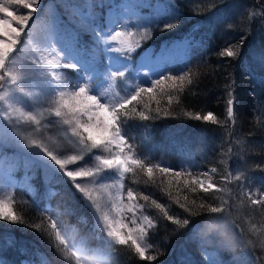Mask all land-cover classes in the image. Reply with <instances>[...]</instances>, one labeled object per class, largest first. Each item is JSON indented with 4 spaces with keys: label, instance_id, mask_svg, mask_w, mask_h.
<instances>
[{
    "label": "trees",
    "instance_id": "trees-1",
    "mask_svg": "<svg viewBox=\"0 0 264 264\" xmlns=\"http://www.w3.org/2000/svg\"><path fill=\"white\" fill-rule=\"evenodd\" d=\"M173 2L177 11L182 14L176 21L180 25L171 31L150 32L151 38L144 37V29L134 40L133 45L139 41L137 50L127 53L122 49L119 56H128L135 68L143 50L153 53L170 46L175 52L172 62L182 67L186 52L180 45L190 40L193 44L200 45L194 48L190 65L196 81L194 90L197 95L193 96L187 89L184 93H179L174 90L171 81L165 82L154 91L155 100H149L145 94L138 104L133 102L137 104V111L130 112L125 117L123 129L129 142L134 145L136 158L150 166L161 165L183 170L185 175L178 181L174 173L164 174L159 168H154L153 179L150 181L145 170L133 166L134 171L124 176L123 188L117 183L120 177L114 170L101 173L98 183L87 180L82 182L86 189L97 187L100 182L109 185L107 198L119 194L123 197V202H128L127 191H134L135 203L144 206L143 209H138V213L141 216L149 215L156 224L145 242L155 245L149 249L148 255H156L158 261L140 260L127 246L115 245L102 230L103 222L100 217L103 210L100 206V210L96 211L92 201L76 191L58 169L42 166L30 152L16 148V151L31 157V186L34 191H30L26 184L10 185L7 181H0V199L11 198L13 211L31 226L0 221V264H75L70 251H61L63 246L58 244L55 232L51 229L53 220L60 229L68 230L72 237L70 244H85L92 249H100L107 264H208L204 253L216 248L222 255V264H246L245 256H250L254 264H264V204L253 205L244 196L238 184H244L245 181L233 180L224 184L220 172L212 173L210 180L225 190H209L208 194L199 188L192 192L183 183L191 179L188 173L200 175L203 171L216 167L221 171L229 169L236 174H246L247 185L253 190L264 185V171L260 170L264 168V22L260 19L264 15V3L261 0ZM78 3L82 8L86 6V0H78ZM161 3L167 4L168 0H161ZM107 11L103 10L105 32L110 29L106 24ZM38 12L44 23L57 14H63L62 0H42ZM251 12H256L257 18L250 21ZM161 16L162 19H167V10ZM225 24L232 25V28L225 27ZM241 37H244V42L239 60L228 64L230 58L218 57L217 53L221 49L237 42ZM103 64H108L107 56L104 57ZM224 69L231 72L230 79L234 80L231 97L227 95L226 84L229 80L225 79ZM58 71H63L66 79L79 83L77 74L63 69ZM102 82L89 79L93 88L100 87ZM115 82L119 92H124L127 87L132 91L138 85L133 71L127 73L126 78H116ZM169 96L172 99L171 105L168 104ZM229 98L234 101L231 120L226 114V101ZM157 100L159 107L168 108L171 114L148 121L142 120L139 112L154 115ZM146 103L150 105L152 112H147L144 108ZM208 111L219 118V124L196 121L185 115V112L206 114ZM47 122L43 121L42 124ZM51 123L53 126L48 127L46 136L61 126L55 125L54 120ZM0 130L11 132L3 122H0ZM185 147L190 150V155L183 151ZM58 148L61 151L70 150L69 146ZM88 163L91 164L90 158ZM46 173L51 183L46 182ZM22 174L23 170L19 175ZM244 192H247V188ZM144 195L149 196L148 201L142 199ZM256 195L260 196V192L257 191ZM185 197L188 198L187 201ZM152 200L177 218L186 217L188 213L176 200L181 204L186 203L188 207H193L194 200L197 216L193 219L200 221L205 220L206 216L218 217L223 224V231L216 233L217 241L228 242V246L213 241L199 243V236L186 239L187 229H180L167 220ZM201 203L222 207L224 211L208 213L207 208H199ZM126 220L125 222H129L128 217ZM9 237L14 241L11 247L4 243ZM86 264L97 262L90 256Z\"/></svg>",
    "mask_w": 264,
    "mask_h": 264
},
{
    "label": "snow or ice",
    "instance_id": "snow-or-ice-1",
    "mask_svg": "<svg viewBox=\"0 0 264 264\" xmlns=\"http://www.w3.org/2000/svg\"><path fill=\"white\" fill-rule=\"evenodd\" d=\"M42 0H0V122L9 126L11 134L20 144L30 150H38L40 153L71 182L76 191L82 193L89 200H92L91 192L86 189L82 181L97 182L101 173L106 171H116L119 173L117 183L121 188L124 187L123 180L126 173L134 171L136 166L145 170L149 180L153 179L154 168L164 174L174 173L179 178L185 175L183 170H176L167 166L148 165L134 155V145L129 142L123 126L126 123L125 117L130 112L137 111V104L146 94L149 100H155L153 95L158 86L171 81L174 90L184 93L187 89L193 96L197 95L194 90L196 81L193 79V69L190 67L193 59V50L200 47L193 44L192 41H185L182 45L186 55L182 60L183 66L174 64L173 51L165 46L158 55H153L150 50H145L143 58L138 68H133L129 62L128 56H113L119 54L122 49L127 53H133L139 47V41L133 45L125 44V41L118 38L125 35L131 36V32L117 30L127 29L131 23L132 17H135L139 30L145 29L144 37L151 38L150 32L171 31L177 28L176 21L180 19L181 13L177 11L173 0H168L167 4H162L161 0H86V6L81 7L78 0H62L63 14H57L46 20L41 30L34 39L32 47V57L30 65L35 68L45 70L46 76L52 82L51 95L45 93V85L39 80V75L30 72L26 67H20L10 64L9 61L15 59L17 45L24 42V37L29 31H32V25L37 19L36 14L40 10ZM264 3V0H261ZM17 6L24 11H16L11 6ZM108 10V27L110 32L104 31L103 10ZM167 10V19H162V12ZM144 13H147L146 15ZM116 15L118 20H112ZM250 21L257 18L256 12H251ZM264 22V15L260 17ZM225 27L232 28V25L225 24ZM244 37L234 43L228 44L221 49L218 57L230 58L227 63L231 64L234 60H239L242 56ZM119 44L120 46H115ZM107 58L112 63L104 65L103 59ZM154 64L158 71H153L148 67ZM264 66V64H262ZM68 70L77 74L79 83H74L65 78L63 71ZM135 71L137 76L146 78L149 86L136 85L128 96H125L115 102L106 98V94L93 88L89 79L111 81L116 78H126V74ZM226 72L225 79L229 80L226 84L227 95H233L234 80L230 79L231 72ZM32 80L36 86L41 89L42 95L39 97L41 103L33 105L32 110H23L18 108L15 94L20 93L29 100L33 97V92L24 87V83ZM264 83V81H262ZM163 91V88H161ZM133 102H137L134 104ZM172 99L169 96L168 104L171 105ZM157 108L155 114L150 116L146 112H139L142 120L157 119L161 115L169 116L171 113L168 108L161 109L159 101H156ZM226 114L231 120L233 118V99L226 101ZM131 106V107H130ZM147 112H152L149 104H144ZM51 118L47 123L42 124V118ZM185 115L205 123L219 124V118L211 111L202 114L201 112H185ZM59 124L64 127V138L70 146V150L60 151L58 148L50 147L44 139H36L33 133H39L41 127L47 129ZM26 124L32 127L29 134H23L20 131V125ZM175 136V132L172 133ZM183 151L190 155V150L185 147ZM106 153V155L104 154ZM91 159V164L88 159ZM31 157L16 151V144L8 137H0V181H7L10 185L24 183L28 185L30 191L32 188V170L30 167ZM5 165H7L5 167ZM73 166V167H70ZM23 170V174L19 173ZM264 171V168L260 169ZM211 173L220 172L224 184L245 181L244 184H238L240 191L250 200L251 204H264V185L260 189L253 190L247 185L248 177L246 174H236L229 169L221 171L213 167ZM191 179L185 180L184 186L192 192L197 188L205 194L209 190L222 192L225 189L219 184L209 180L207 183L201 178V175L207 176L209 173L197 175L188 173ZM46 182L51 183L50 177L45 176ZM114 186V185H113ZM98 187L104 188L106 185L98 184ZM247 188V192L244 189ZM260 192V196L256 192ZM54 195L55 193H49ZM128 205L123 204V197L119 194L113 199L112 208L117 212L119 218L109 219L107 214H103L100 219L103 222V231L115 245L127 246L133 250L135 255L143 261L157 262L156 255H148L150 248L155 247L152 243H146L149 239L150 230L156 227L153 218L149 215H143L142 220L136 215L137 209H143V205L135 203L136 195L134 191H127ZM143 200L148 201L149 196L144 195ZM187 201V197L184 198ZM119 201V202H117ZM94 204L96 201H92ZM152 203L157 209L164 213V217L177 225L180 229H187L186 239L191 240L194 236H199V243L217 241V232L223 231V224L218 217H207L205 220H194L197 212L194 210L195 201H192L193 207H188L186 203L181 204L179 200L176 203L188 213V216L177 218L161 208V205L155 200ZM200 209L207 208L208 213H221L224 208L219 206L205 205L201 203ZM97 204L96 211H99ZM131 213L129 222H125L122 215L124 211ZM142 214V213H141ZM0 221L8 222L13 225L31 226L23 217L18 216L13 211L11 198L8 200L0 199ZM51 229L55 232V239L58 244L63 246L61 251L68 250L75 264H86L88 257H93L97 264H107L104 254L100 249H92L85 244L76 246L70 244L72 239L68 230L62 234L55 220L51 223ZM4 243L11 247L14 243L11 237ZM163 247V245H161ZM208 264H222L214 257L212 252L205 251Z\"/></svg>",
    "mask_w": 264,
    "mask_h": 264
},
{
    "label": "rangeland",
    "instance_id": "rangeland-1",
    "mask_svg": "<svg viewBox=\"0 0 264 264\" xmlns=\"http://www.w3.org/2000/svg\"><path fill=\"white\" fill-rule=\"evenodd\" d=\"M11 7L14 8L18 12L24 11L22 9H19L15 5H13ZM38 13L39 12H37V14H36L37 19L35 20V23L32 25V31H29L27 33V36L23 38L24 42H22L21 45H17V49L18 50L15 52V59L13 61H9V63L10 64H15V65L20 66V67H26V68L30 69V72L37 73L39 75L40 82L43 85H45V93L47 95H51L52 82L48 79L46 74H44L45 70L39 69V68H35L32 65H30V60H31V57L33 55L32 47H33L34 39H35V37L37 36L38 32L41 30V28L44 25V22H42V20L39 18L40 15H38ZM2 15L3 14L0 13V16H2ZM118 19H120V17L119 18H117L116 16L112 17V20H118ZM106 24L108 25V21L106 22ZM134 25H137V21H136L135 17H132L131 23L129 24L127 29H120L118 25H115L117 27V30H124L126 32H131L132 33L131 36L125 35L124 37H121V38H118V39L125 41V44H127V43L133 44L134 40L136 38H138L142 34V32L144 31L143 27H140L139 30H138L137 27L134 26ZM177 25L179 26L180 23H177ZM110 31L111 30L109 29V32ZM115 46L119 47L120 45L116 44ZM167 47L173 51V54L175 53L174 49H172V47H170V46H167ZM163 48H161V49H163ZM161 49H158L157 51L153 52L152 54L153 55H158L160 53ZM145 50H143L142 55H141L137 65L135 66V68L139 67L140 61L143 58V54L145 53ZM119 54H111V55L116 56V55H119ZM107 63L110 64V63H112V61H110L107 58ZM148 67L151 68L152 70L158 69V67L156 65H154V64H149ZM133 74L135 75V78H136L137 83L139 85H141V86L143 85L145 87H147L149 85L147 83V81H146V78L137 76L135 71H133ZM42 75L44 77H41ZM115 80L116 79H113L111 81L104 80L100 87L96 86L94 88H99L100 91H102V92H104L106 94V98L108 100H110L111 102H115V101L125 97L127 95V93L129 95L130 92H131L130 87H127V86H126L127 90H125L124 92H119L118 89L116 88ZM23 86L26 87V88H29L33 92V97H32L31 100H29L27 97L23 96L22 94L16 93L15 94V99H16V101L18 103L16 106L18 108H22L23 110H32L33 105L42 102V101L38 100L39 97L42 95L41 89L38 86H36L35 83L32 80L26 81ZM49 119L50 118L47 117V114H46L45 117L42 118V122L43 121H48ZM58 126H60V125H58ZM32 127L33 126H29V125H26V124H21L20 125V131L23 134L27 135V134H29L32 131ZM46 130H49V129L48 128L45 129V128L41 127V130H40L39 133H33V137L36 138V139H44L46 141V143L48 144V146H50V147L58 148V147H63V146H69L67 144V141L64 138V135H63V132H64V127L63 126H60V127H57L55 129H53L51 131V134L50 135L48 134L49 136H46V134H47ZM0 137H8L10 140H12L16 144V148H20L22 150L30 152L33 155L35 161L37 163H39L40 165L48 166L50 168H52V167L55 168V166L52 165L51 162L48 161L47 158L44 157V155L42 153H40L38 150L27 149L26 146H24V145L20 144L18 141H16V138L11 134V132L5 133V132H2L0 130ZM58 150H60V148H58ZM6 166L7 165H5V167ZM205 172L209 173V175H207V176L202 175L201 178L204 179V181L207 183L211 179L212 173H211L210 170L203 171V173H205ZM100 176H101V174H100ZM17 184L18 185H25L22 182L21 183H17ZM99 184H102V183L100 182ZM108 186L109 185H107L104 188H100L98 186L94 187V188H88V191L91 192V194H92V200H89L87 197L86 198L89 201H96L95 204L93 202L92 203H93V206L95 208L97 207V204H98L100 206V208L103 210L101 216L103 214H107L110 220L113 219V218H117L118 219L119 215L112 208L113 199L115 197L111 196V198L110 197L107 198L108 191H109L108 190ZM106 200H107V202H106ZM117 202H119V201H117ZM107 203H109V205H107ZM123 204L126 206V205L129 204V201L128 202L125 201V202H123ZM138 211L139 210L137 209L136 215L142 220V216L138 213ZM122 215L124 216V218L126 220V218L127 217L128 218L131 217L132 214L125 210ZM102 226H103V223H102ZM60 230H61L62 234L65 233V231L63 229H60ZM76 246H79V245L77 244ZM208 252H212L214 257L218 258L219 260H220V258L222 256L220 251L217 248L209 250ZM205 258L207 260L206 256H205ZM244 262L246 264H254V262H253V260H252V258L250 256H245Z\"/></svg>",
    "mask_w": 264,
    "mask_h": 264
},
{
    "label": "bare ground",
    "instance_id": "bare-ground-1",
    "mask_svg": "<svg viewBox=\"0 0 264 264\" xmlns=\"http://www.w3.org/2000/svg\"><path fill=\"white\" fill-rule=\"evenodd\" d=\"M264 52V51H263Z\"/></svg>",
    "mask_w": 264,
    "mask_h": 264
}]
</instances>
